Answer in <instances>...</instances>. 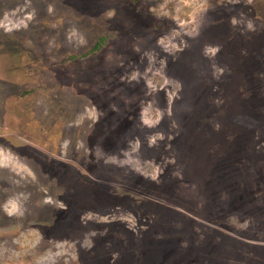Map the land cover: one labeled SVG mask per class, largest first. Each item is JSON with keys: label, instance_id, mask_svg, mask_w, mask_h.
I'll return each mask as SVG.
<instances>
[{"label": "rangeland", "instance_id": "1", "mask_svg": "<svg viewBox=\"0 0 264 264\" xmlns=\"http://www.w3.org/2000/svg\"><path fill=\"white\" fill-rule=\"evenodd\" d=\"M0 264H264V0H0Z\"/></svg>", "mask_w": 264, "mask_h": 264}]
</instances>
